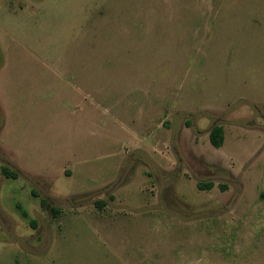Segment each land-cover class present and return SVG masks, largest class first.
<instances>
[{
	"label": "rangeland",
	"instance_id": "374dc122",
	"mask_svg": "<svg viewBox=\"0 0 264 264\" xmlns=\"http://www.w3.org/2000/svg\"><path fill=\"white\" fill-rule=\"evenodd\" d=\"M1 165L0 264H264V0H0Z\"/></svg>",
	"mask_w": 264,
	"mask_h": 264
},
{
	"label": "trees",
	"instance_id": "16d2710c",
	"mask_svg": "<svg viewBox=\"0 0 264 264\" xmlns=\"http://www.w3.org/2000/svg\"><path fill=\"white\" fill-rule=\"evenodd\" d=\"M209 140L212 146L218 148L222 145L223 143V128L221 125H215L211 128L209 132ZM0 173L4 175L7 178H16L18 176V172L15 170L10 169L6 165H1L0 166ZM213 183L211 181H206V182H197V187L199 189H209L211 188ZM224 187V186H222ZM32 194L37 195L35 190H31ZM41 203L44 205L46 204V201L44 198H41ZM97 203V201H96ZM18 209L20 210L21 214L24 217H27V211L23 209L19 204H16ZM50 211L55 214L59 211V209L56 206H51ZM29 222L32 224V226H35V221L33 219H30Z\"/></svg>",
	"mask_w": 264,
	"mask_h": 264
}]
</instances>
